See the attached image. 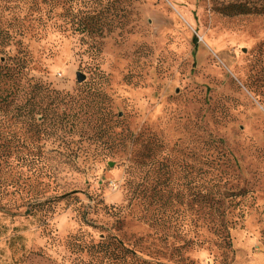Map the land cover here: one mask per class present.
<instances>
[{
    "label": "rangeland",
    "instance_id": "1",
    "mask_svg": "<svg viewBox=\"0 0 264 264\" xmlns=\"http://www.w3.org/2000/svg\"><path fill=\"white\" fill-rule=\"evenodd\" d=\"M89 9L100 30L33 23L0 46V63L28 50L70 113L28 179L1 117L0 264H264V0Z\"/></svg>",
    "mask_w": 264,
    "mask_h": 264
},
{
    "label": "trees",
    "instance_id": "2",
    "mask_svg": "<svg viewBox=\"0 0 264 264\" xmlns=\"http://www.w3.org/2000/svg\"><path fill=\"white\" fill-rule=\"evenodd\" d=\"M1 1V0H0ZM13 18L14 36L0 22V46L24 36L34 29L33 23L42 31L50 28L62 30L68 26L76 29L100 30L105 13H93L91 9L81 12L82 0H3ZM95 0H85L92 4ZM80 8H79V6ZM243 7L239 8L244 11ZM61 8V12L57 10ZM80 14V15H79ZM103 15V16H101ZM18 43V42H17ZM21 45V44H20ZM33 57L28 50L21 49L8 55L0 63V120L10 122L4 138V153L10 159L12 169L19 173L36 174L40 177L45 155L39 144L42 127L69 119L65 109L68 94L53 89L31 75ZM3 85V87L1 86ZM1 137V134H0Z\"/></svg>",
    "mask_w": 264,
    "mask_h": 264
},
{
    "label": "water",
    "instance_id": "3",
    "mask_svg": "<svg viewBox=\"0 0 264 264\" xmlns=\"http://www.w3.org/2000/svg\"><path fill=\"white\" fill-rule=\"evenodd\" d=\"M84 80V77L79 76V81L82 82Z\"/></svg>",
    "mask_w": 264,
    "mask_h": 264
}]
</instances>
